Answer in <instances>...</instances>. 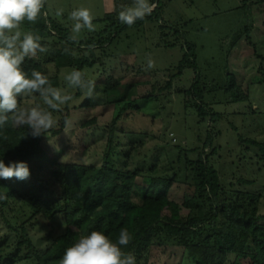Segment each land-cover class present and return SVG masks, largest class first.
I'll list each match as a JSON object with an SVG mask.
<instances>
[{
  "label": "rangeland",
  "instance_id": "rangeland-1",
  "mask_svg": "<svg viewBox=\"0 0 264 264\" xmlns=\"http://www.w3.org/2000/svg\"><path fill=\"white\" fill-rule=\"evenodd\" d=\"M132 4L133 0H46V15L69 28L71 36H76L74 42H95L109 34L113 38L90 52L72 49L73 58L91 61L90 67L81 70L86 79L95 82L91 97L86 90L68 85L65 77L72 68L56 72L52 63L44 65L48 76L57 74V87L72 96L61 110L53 112L57 123L41 138L45 154L51 157L44 173L50 176L59 169L61 159L76 162L96 157V151H85L86 157L82 153L89 134L106 128L124 104L133 102L116 124L114 142L121 169L146 170L151 165L154 175L170 178L167 198L179 204L192 192L188 163L201 154L228 192L261 194L259 214L264 216V0H159L160 16L123 29L109 27L102 34L109 24L96 20L112 12L115 5L121 11ZM80 7L93 13L95 31L72 32L71 12ZM190 45L193 53L182 62ZM149 58L155 63L151 69L147 68ZM195 73L209 112L204 118L197 115L198 99L187 94ZM238 88L246 101H232ZM20 103L34 106L43 102L33 94ZM63 120L65 126L61 127ZM53 130L60 133L52 136ZM11 140L31 144V129L12 123ZM7 222L11 228L24 223L39 252L49 242L47 234L63 232L60 219L48 222L39 214L32 216V209L20 198H9L0 216V264H32L24 259L25 248L17 246L20 233L12 231ZM250 260L249 256H230L226 264H249ZM146 264L193 262L182 248L153 246Z\"/></svg>",
  "mask_w": 264,
  "mask_h": 264
},
{
  "label": "trees",
  "instance_id": "trees-1",
  "mask_svg": "<svg viewBox=\"0 0 264 264\" xmlns=\"http://www.w3.org/2000/svg\"><path fill=\"white\" fill-rule=\"evenodd\" d=\"M156 1L151 2L156 4L151 14L133 25L160 16L161 6L159 0ZM119 11L115 5L112 12L96 20L109 24L102 34L109 27L123 29L128 26L119 20ZM21 28L39 35L44 47H51L34 58L25 59L22 68L29 75L32 70L47 75L46 63H52L56 72L63 68L80 71L88 68L92 65L91 61L86 57L73 58L72 49L90 52L88 45L95 44L100 48L113 38L109 34L95 42L90 39L76 43L70 39L69 28L45 15V7L35 23L25 21ZM188 48L182 62L187 54L193 53L194 47L190 45ZM191 65L195 68L193 61ZM180 72L178 67L177 75ZM48 77L57 87V74ZM169 85L170 82H167L166 86ZM203 92L195 73L187 94L198 99L195 108L200 118L209 115L203 104ZM231 99L246 101L239 88ZM133 105V102L124 104L106 128L89 134V142L82 153L86 157L85 151L87 154L96 151V157L76 162H63L61 159L57 161L60 168L53 170L50 176L44 173L51 165V157L41 146L43 134L32 136L31 144H26L11 140V120L4 129H0V159L5 164L25 161L31 173L30 178L24 181L0 179V195L6 197L0 199V216L8 205V199L16 196L32 209V216L39 214L48 222L57 218L63 224L62 233L47 234L49 242L39 252L28 238L24 223L11 228L7 222L12 231L20 233L17 246L25 248L24 259L32 264H59L65 250L81 235L98 230L116 240L120 230L126 228L132 240L123 247V251L132 254L136 264L147 263L153 246L182 248L193 264H226L230 256L234 259L249 256V264H264V216L259 214L261 194L228 192L221 186L217 171L201 154L196 161L188 163L192 171V192L184 195L179 204L167 198L170 178L154 175L151 165L146 166V170L119 167L118 146L114 142L116 124L121 114ZM211 117L217 115L211 114ZM64 126L65 120L61 122V127ZM58 133L60 130L50 131L52 136ZM209 144L210 136L206 141V145ZM124 153L128 157L129 153L125 150ZM55 187L58 192L51 190ZM4 189L6 192H3Z\"/></svg>",
  "mask_w": 264,
  "mask_h": 264
},
{
  "label": "clouds",
  "instance_id": "clouds-1",
  "mask_svg": "<svg viewBox=\"0 0 264 264\" xmlns=\"http://www.w3.org/2000/svg\"><path fill=\"white\" fill-rule=\"evenodd\" d=\"M45 3L46 0H0V129H4L11 120L16 127L27 125L33 137L52 129L57 123L53 112L61 110L63 105L72 100V96L63 89L54 87L47 75L37 70H32L29 75L22 68L26 58L47 51L40 43L39 35L21 30L25 21H37ZM155 7L156 4L149 0H133L131 6H126L119 12L118 18L121 23L131 26L150 15ZM61 14L62 10L56 13L57 16ZM70 18L74 21L73 33L78 34L83 29L95 31V17L90 9L80 7L71 12ZM70 39L75 41L76 36L73 35ZM88 48L94 49L95 44L88 45ZM154 66V61L149 58L147 68ZM65 79L70 87L86 90L89 97L93 95L95 82L86 79L80 70L74 69ZM33 94L41 97L42 105L37 103L34 106H21V99ZM30 175L27 162L10 161L5 164L0 159V179L15 178L24 181ZM5 198L0 195V199ZM131 240L132 235L126 228L120 230L116 240L104 231L94 230L90 234L81 235L68 247L59 264H136L135 257L123 251V247Z\"/></svg>",
  "mask_w": 264,
  "mask_h": 264
}]
</instances>
